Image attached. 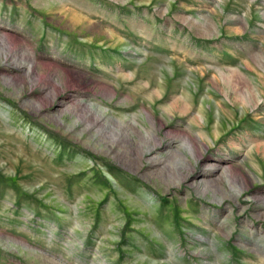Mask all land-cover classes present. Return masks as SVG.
<instances>
[{
  "label": "rangeland",
  "instance_id": "374dc122",
  "mask_svg": "<svg viewBox=\"0 0 264 264\" xmlns=\"http://www.w3.org/2000/svg\"><path fill=\"white\" fill-rule=\"evenodd\" d=\"M0 37V264H264V0H0Z\"/></svg>",
  "mask_w": 264,
  "mask_h": 264
},
{
  "label": "bare ground",
  "instance_id": "6f19581e",
  "mask_svg": "<svg viewBox=\"0 0 264 264\" xmlns=\"http://www.w3.org/2000/svg\"><path fill=\"white\" fill-rule=\"evenodd\" d=\"M0 48H1V50H2V52H3V55L6 57V56H8V55H11V54H13V52H12V49H11V44L9 43V41L6 39V38H4V37H0ZM13 57H14V60H15V64L17 65V67H23L24 66V63H23V61L21 60V56L20 55H17V54H13ZM30 70H33V64H28L27 66H26V75H28L29 74V71ZM10 80V79H9ZM197 119H198V121H203V114H201V113H199L198 114V116H197ZM186 147L187 148H189L191 151H192V145L189 143V142H186ZM208 168L210 169V170H214L215 169V165H209L208 166ZM226 176H227V178H228V181H229V183L231 184V186H232V189L234 190V189H236L235 188V186H237L236 184L238 183V180H237V178L236 177H234V176H232L230 173H228L227 171H226ZM239 185V184H238ZM175 249V248H174ZM171 252V251H170ZM173 252V251H172ZM177 253V252H176ZM171 254V253H170Z\"/></svg>",
  "mask_w": 264,
  "mask_h": 264
}]
</instances>
